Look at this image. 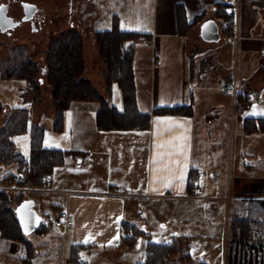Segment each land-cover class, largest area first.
<instances>
[{"label":"crops","instance_id":"0c3cea01","mask_svg":"<svg viewBox=\"0 0 264 264\" xmlns=\"http://www.w3.org/2000/svg\"><path fill=\"white\" fill-rule=\"evenodd\" d=\"M135 1L115 0L110 28L116 16L120 29L149 35L136 43L133 53L138 109L152 113L157 107L191 105L192 115L153 113L147 129L101 130L96 124L99 102L73 101L57 131L52 128L54 113L47 112L41 101L21 95L24 81L14 82L13 92L19 96L0 99V125L16 107L10 102L20 97L29 120L27 131L10 137L19 151L29 157L31 125L40 122L45 125L43 146L71 153L47 175L50 184L44 180L26 188L6 183L11 195L21 194L15 207L27 200L43 225L41 231L25 235L27 245L0 238V264H22L29 256L27 264H139L145 260L151 236L149 209L191 198H227L233 218L247 212L249 201L264 200V122L257 121L264 118V0H145L143 5ZM178 5L191 23L183 34L178 30ZM219 6L232 14L231 24L217 12ZM126 15L133 21L124 29L121 22ZM91 31L94 37L97 30ZM234 33L239 36L236 40ZM98 68L97 64L92 69ZM233 77L234 97L223 92ZM90 81L97 91L103 90L102 96H111V103L123 108L117 85L108 95ZM248 118L258 125L251 132L244 128ZM222 137L225 142L219 148ZM215 148L222 151V159L210 157L219 153ZM217 162L228 170L229 198L211 190L199 194L207 168L213 175L209 188L222 184L215 172ZM11 167L15 173V165L0 171L6 175ZM191 173L195 178L190 193ZM111 188L117 193L111 194ZM60 215L70 216L72 223L56 225ZM125 224L143 230L133 246L121 243ZM254 238L244 247L254 248ZM238 246L242 243L230 236V254L223 264L236 263ZM188 253L178 264H210ZM171 263L170 259L166 264Z\"/></svg>","mask_w":264,"mask_h":264},{"label":"trees","instance_id":"16d2710c","mask_svg":"<svg viewBox=\"0 0 264 264\" xmlns=\"http://www.w3.org/2000/svg\"><path fill=\"white\" fill-rule=\"evenodd\" d=\"M222 8L219 6L217 9ZM228 14V15H227ZM231 14V13H230ZM223 13L228 25L232 22V14ZM177 24L181 34L185 33L191 23L186 22L181 5L177 6ZM67 33V34H66ZM65 35L53 38L45 52L46 78L51 83L53 106L55 113L52 128L61 130L63 113L73 101H98L99 108L96 124L101 130L147 129L150 126L152 114H182L192 115L191 105L157 107L152 113L138 109L136 100V86L133 74L134 47L139 40L149 38L148 33L122 30L119 28L117 17H113V25L109 29L97 30L94 38L103 61V77L105 78V92L111 95L113 86L120 89L123 108L118 109L111 103V96L104 97L93 84L81 77L84 69L82 57L83 34L77 30H69ZM1 74L5 78H23L39 91L37 75L39 64L32 61L28 55L20 59L12 58L0 65ZM29 111L25 107L12 108L0 125V165H15V173L10 172L4 180L13 182L18 173L21 180L18 185H42L44 176L50 175L53 168L65 162L70 150L46 148L43 146L45 125L34 122L30 130V154L28 158L19 151L10 139L12 135L27 131ZM264 122V118L257 120ZM257 121L246 119L244 128L251 132L258 128ZM195 175L191 173L189 192L194 188ZM21 194L11 196L8 189L0 188V238H9L23 244H29L15 215V205L21 199ZM245 213L234 216L231 220L230 236L242 243L249 242L256 231L261 232L264 221V200H251L246 204ZM41 224L37 231L42 230ZM121 243L133 246L142 236L143 230L139 226L125 224ZM181 250L179 238L168 243H157L149 240L146 244L145 260L139 264H166L170 258ZM30 256L22 264H27Z\"/></svg>","mask_w":264,"mask_h":264},{"label":"rangeland","instance_id":"374dc122","mask_svg":"<svg viewBox=\"0 0 264 264\" xmlns=\"http://www.w3.org/2000/svg\"><path fill=\"white\" fill-rule=\"evenodd\" d=\"M3 1L9 2V13L13 14L16 18H20L22 15L20 6L21 0H0V2ZM28 1L35 2L39 7L42 23L41 27L33 30L30 22H24L20 26L17 25L12 34H5L0 31V65L11 60L13 57L16 59H20L21 57L22 59V57L24 58V56L28 55L32 61L39 64L40 70L36 77L37 83L39 84V91H36L34 87L23 78L3 77L0 70V99L2 101H7V99H11L12 96L18 97V92L16 95L13 92L12 84L14 82L22 83L24 81L25 83L22 84H26V86L24 87L25 90L21 92V95L25 98L29 97L32 99L31 101H35V103L41 101L44 103L43 105H45L44 107L47 112L52 111L55 113L52 98L53 87L46 78V68L44 65L46 58L45 52L53 38L59 35H65L66 32L72 29L80 32L83 30L81 33H84L82 57L85 65L81 77L88 81L93 79L96 86L102 89L105 88L106 82L102 72L103 61L100 58L99 49L91 30L110 28L111 15L117 10L115 9V0ZM129 2H131V0H129ZM139 2L141 5L146 3L145 0H139L138 3ZM94 3L95 5L92 6ZM98 13L101 14V20L96 18V14ZM132 21L133 20L126 15L125 19L121 22V27L124 29L132 27ZM144 21L146 22L147 19H144ZM87 23L90 30L86 28ZM97 64L99 68L94 71L92 68L93 66H97ZM98 92L99 94L100 92L103 93V90ZM10 103V105L16 106L13 108H22L25 106L20 97L18 102L12 101ZM10 110L11 109H9V111L7 110L8 112L4 120L8 116ZM219 142L221 144L219 148H221L222 144L225 142L224 137L219 139ZM217 150L219 153H214L210 157L213 159H222V151L215 148V152ZM209 151L210 150H208L207 154H209ZM216 165L215 172L222 184L209 188V183L213 181V175H209L211 171L207 168L202 175L204 181L200 186L199 194H203L204 190H211L213 191L211 194L222 193L229 198L230 183L228 181V170L227 168L224 169L219 162H217ZM204 166L209 167L210 165L205 164ZM1 168L2 165H0V170ZM8 172H12V167ZM2 175L0 171V183L5 187L7 185L6 183L9 181L4 180L5 175ZM4 189H6V187ZM181 201L159 204L157 208H153L152 210L149 209L147 215L149 214L148 222L151 225L150 240L153 242L168 243L174 238H179L182 249L170 258L172 260L171 264H178V261L182 258L181 255L186 251H188L192 257L205 261L207 260L210 264H223L230 254L229 231L233 216L231 210L229 211V206L227 207V198L223 200L191 198ZM214 207H217V209H214ZM150 213H153L152 219L150 218ZM260 220L264 221V215L260 216ZM262 229L263 231L261 233L256 231L253 234L252 238L255 237L253 239L254 248L250 247L249 244L244 247V243L240 241L242 246H238L235 264H248L250 260H252L254 264H264V227ZM231 250H233L232 244Z\"/></svg>","mask_w":264,"mask_h":264},{"label":"water","instance_id":"95a60500","mask_svg":"<svg viewBox=\"0 0 264 264\" xmlns=\"http://www.w3.org/2000/svg\"><path fill=\"white\" fill-rule=\"evenodd\" d=\"M24 5L26 15L22 18V20H27L30 19L28 16L30 10L27 7V3ZM28 6L30 8L32 7L31 4ZM19 23L20 21H14L12 17H9L5 14V9L3 6V10L0 11V29L4 32L11 33L14 27H16ZM14 211L24 234H29L38 228L41 218L27 200H24L18 204Z\"/></svg>","mask_w":264,"mask_h":264},{"label":"built area","instance_id":"2783aa9c","mask_svg":"<svg viewBox=\"0 0 264 264\" xmlns=\"http://www.w3.org/2000/svg\"><path fill=\"white\" fill-rule=\"evenodd\" d=\"M217 12L221 13V14L227 13V9L222 7L220 9H217ZM231 36L235 40L239 38V36L236 33H234ZM236 87H237L236 79H235V77H233L230 81L226 82L223 85V92L226 93V94H230V95H232V97H234L235 94H236ZM44 179H45V183L46 184H50L51 183V181H50V179H48L47 175L44 176ZM19 180H21V175L20 174L15 177L14 182L17 183ZM19 186H21V185H19ZM30 186H31V184H27L24 187L29 188ZM109 192L111 194H116L117 190L115 188H111L109 190ZM119 192H125V189L124 188H120ZM55 223H56V225H61L62 223L70 225L72 223V218L70 216H67V215H60L59 218L56 219Z\"/></svg>","mask_w":264,"mask_h":264},{"label":"flooded vegetation","instance_id":"af4514ba","mask_svg":"<svg viewBox=\"0 0 264 264\" xmlns=\"http://www.w3.org/2000/svg\"><path fill=\"white\" fill-rule=\"evenodd\" d=\"M25 3H27L28 5L31 4L32 7L30 8L28 5V9L30 10L29 11V18L30 19H27V20H22V18L26 15L25 13V10H24V7H25ZM0 6H4V9H5V14L9 17H12L14 21H20V23L18 24V26H20L22 23L24 22H30V25L33 27V30L36 29V28H40L41 27V19H40V13H39V7L37 6V4L35 2H31V1H25V0H21L20 1V6H21V9H22V15L20 16V18H16L13 14L9 13V9H10V6H9V2L8 1H3V2H0ZM16 27H14L13 31L11 33H7V32H4L0 29L1 32L5 33V34H12L14 31H15Z\"/></svg>","mask_w":264,"mask_h":264},{"label":"snow or ice","instance_id":"6c2138e0","mask_svg":"<svg viewBox=\"0 0 264 264\" xmlns=\"http://www.w3.org/2000/svg\"><path fill=\"white\" fill-rule=\"evenodd\" d=\"M3 10V6H0V11H2ZM162 146V145H161ZM182 178V177H181Z\"/></svg>","mask_w":264,"mask_h":264}]
</instances>
